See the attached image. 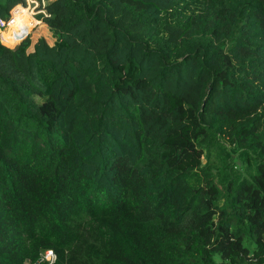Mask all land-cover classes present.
<instances>
[{"label":"trees","instance_id":"16d2710c","mask_svg":"<svg viewBox=\"0 0 264 264\" xmlns=\"http://www.w3.org/2000/svg\"><path fill=\"white\" fill-rule=\"evenodd\" d=\"M35 11L51 42H0V264H262L264 0ZM224 145L254 171L218 184Z\"/></svg>","mask_w":264,"mask_h":264},{"label":"rangeland","instance_id":"374dc122","mask_svg":"<svg viewBox=\"0 0 264 264\" xmlns=\"http://www.w3.org/2000/svg\"><path fill=\"white\" fill-rule=\"evenodd\" d=\"M23 9L21 7L20 10L22 11ZM24 11V14L21 15L24 18L19 16L21 19L18 23L0 27V42L8 46L16 45L19 42L20 35H24L25 33L32 41L34 37L41 36L46 41L51 42L53 40L51 32L44 24H41L39 21L36 22L31 8H27L26 6ZM21 29H25V31L20 34L19 31ZM252 155L251 152L240 151L233 146L224 145L218 148L216 154L210 157L215 181L218 184H222L235 173L244 177L252 173L254 171V165L251 159Z\"/></svg>","mask_w":264,"mask_h":264},{"label":"built area","instance_id":"2783aa9c","mask_svg":"<svg viewBox=\"0 0 264 264\" xmlns=\"http://www.w3.org/2000/svg\"><path fill=\"white\" fill-rule=\"evenodd\" d=\"M39 3H40L41 6H43L44 1L43 0H40L39 2L34 1V0H28L27 1V8H29V7L31 8L33 16H34V13H36L35 9H36V7L38 6ZM17 7H20V6H16V7H14L12 9V11H11L12 15L9 12V17H8V19L6 21H3V20L0 19V27H2L4 25H10V24H13V23L16 22V19L19 17V14H18L17 18H14V15L17 13V9H18ZM22 8L25 9V7H22ZM19 9H21V7ZM24 31H25V29H21L19 31V33L20 34L24 33ZM26 36H27L26 33L24 35H20L19 41L21 39L25 38ZM54 258H55V255H54V253L51 250H45L44 252H42L40 254L39 261H43L44 264H50V263H52L54 261ZM262 264H264V262Z\"/></svg>","mask_w":264,"mask_h":264},{"label":"crops","instance_id":"0c3cea01","mask_svg":"<svg viewBox=\"0 0 264 264\" xmlns=\"http://www.w3.org/2000/svg\"><path fill=\"white\" fill-rule=\"evenodd\" d=\"M37 21H38V20H37ZM37 21H36V22H37ZM39 22H40V21H39ZM40 23H41V22H40ZM41 24H42V23H41ZM36 37H37V36H36ZM34 38H35V37H34Z\"/></svg>","mask_w":264,"mask_h":264},{"label":"water","instance_id":"95a60500","mask_svg":"<svg viewBox=\"0 0 264 264\" xmlns=\"http://www.w3.org/2000/svg\"><path fill=\"white\" fill-rule=\"evenodd\" d=\"M37 262H39V259L37 260Z\"/></svg>","mask_w":264,"mask_h":264},{"label":"clouds","instance_id":"9594fccd","mask_svg":"<svg viewBox=\"0 0 264 264\" xmlns=\"http://www.w3.org/2000/svg\"><path fill=\"white\" fill-rule=\"evenodd\" d=\"M40 262V261H39Z\"/></svg>","mask_w":264,"mask_h":264}]
</instances>
